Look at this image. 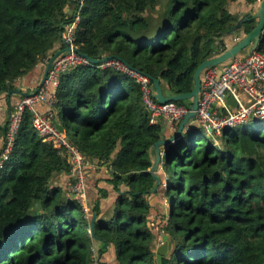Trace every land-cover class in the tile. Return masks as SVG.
<instances>
[{
  "label": "trees",
  "instance_id": "16d2710c",
  "mask_svg": "<svg viewBox=\"0 0 264 264\" xmlns=\"http://www.w3.org/2000/svg\"><path fill=\"white\" fill-rule=\"evenodd\" d=\"M255 3L0 0V100L63 49V27L76 14L79 53L94 60L118 56L159 80L166 96L189 93L199 64L256 26L246 22L226 36ZM257 51L264 54V34ZM55 97V124L98 166V180L89 178L96 170L86 179L94 227L84 207L66 196L68 160L39 136L25 109L11 160L0 172V264H264V120L230 135L184 129L160 147L153 175V145L175 132L161 120L149 124L132 78L100 65L77 67L61 76ZM5 122L0 118V150ZM158 195L167 214L150 201ZM152 215L168 243L164 255L156 253Z\"/></svg>",
  "mask_w": 264,
  "mask_h": 264
},
{
  "label": "built area",
  "instance_id": "2783aa9c",
  "mask_svg": "<svg viewBox=\"0 0 264 264\" xmlns=\"http://www.w3.org/2000/svg\"><path fill=\"white\" fill-rule=\"evenodd\" d=\"M260 1L256 0L255 5L250 6L258 5ZM78 22L79 17L76 14L74 20L67 23L61 33L63 48H69V51L53 61L44 83L21 97L9 112L0 150V172L11 160L22 114L27 109L32 114L33 126L39 136L44 141L52 143L68 160L70 170L64 182L66 196L79 202L87 216H90L86 207L87 172L98 169V166L85 160L64 133L58 130L51 111L56 104L55 93L61 76L77 67L92 66L80 55L74 43V32ZM239 40L240 38L235 36L232 42L236 43ZM100 66L102 69L112 68L126 74L139 84L142 103L149 113V124L156 125L161 120L169 131L176 132L178 125L189 112V107L179 106L174 102L159 103L153 98L154 89L149 77L128 69L117 59H110ZM201 80L195 117L185 130L194 127L220 134L223 130L235 129L253 120H264L263 53L257 50L246 52L223 65L209 67L203 71ZM230 97L235 100L236 107L227 104ZM38 104H42L47 109L46 112L38 111Z\"/></svg>",
  "mask_w": 264,
  "mask_h": 264
},
{
  "label": "water",
  "instance_id": "95a60500",
  "mask_svg": "<svg viewBox=\"0 0 264 264\" xmlns=\"http://www.w3.org/2000/svg\"><path fill=\"white\" fill-rule=\"evenodd\" d=\"M253 20L256 21V26L247 35H245L239 41L234 43V45L228 47L223 53L199 64V66L196 68L194 75H193L194 87H193L191 92L183 93V94H176V95H172V96H166L162 91L160 81L157 79L149 78L151 83H152L153 89H154L153 98L156 101H158L159 103L166 104L169 102H179V101H184V100L191 101V104L189 106V112L184 116V118L180 122V124H179L176 132L172 136V138H170L166 141L163 139H160L153 145V149L155 151V160H154L152 167L150 168L151 174L154 175L155 171L158 168V165H159V162L161 159L160 158V147L163 145H168L169 143L174 142L180 136V134L183 132V130L188 127L189 122L194 119L195 111L197 110V107H198L199 93L201 90V82H202L201 76H202L203 71L209 67L220 66V65L227 63L232 58L241 55L244 50H247V52H253V51L257 50L259 43H260L261 36L264 34V0H261L258 5L253 6L251 9V12H249L247 14H243L240 17V19L236 22V24L226 33V36H233L237 31L242 29V26L244 23L250 22ZM67 51H69V48H63V49L55 52L49 58V60L46 62L45 66H44L39 86H41L44 83V81L46 80L48 71H49L53 61L57 57L66 53ZM80 55L82 57L86 58L92 65H101L110 59H117V60L121 61L128 69L139 73L138 70L134 69L126 61H124L123 59H121L118 56L103 57L100 60H94L85 54L80 53ZM13 94H21V93L17 90L11 91L8 93V96H11ZM21 96L22 97L26 96V94H21ZM227 104L231 107H236V102L232 97H230L227 100ZM56 127L58 128V130H60L61 133L64 132V129L61 125L57 124ZM158 184H159V179L157 178L156 186L152 190V193H154L156 191ZM95 220H96V214H93L92 218H91V225H90L91 230L94 227ZM167 246H168V243H167V241H165V243L163 245L158 246L156 253L158 255H164Z\"/></svg>",
  "mask_w": 264,
  "mask_h": 264
},
{
  "label": "crops",
  "instance_id": "0c3cea01",
  "mask_svg": "<svg viewBox=\"0 0 264 264\" xmlns=\"http://www.w3.org/2000/svg\"><path fill=\"white\" fill-rule=\"evenodd\" d=\"M249 7L251 6L248 5V8ZM42 72H43V68H41V65H38L36 69L33 70L27 77H23L19 79L18 82L15 83L16 90L19 91L21 94H28L31 91H34L39 86L42 77ZM21 94H13L11 97L8 96L7 100H3V99L0 100V118L1 120L6 121L4 124H2L4 126L3 128L4 130L9 117V112L12 110L14 103L20 100L19 97H21ZM10 103H12V105H10ZM37 110L40 112H46L47 109L42 104H38ZM99 174L100 173L97 171V173L92 174L89 178L95 182L98 180ZM92 215L93 214L88 216V218L92 217Z\"/></svg>",
  "mask_w": 264,
  "mask_h": 264
},
{
  "label": "rangeland",
  "instance_id": "374dc122",
  "mask_svg": "<svg viewBox=\"0 0 264 264\" xmlns=\"http://www.w3.org/2000/svg\"><path fill=\"white\" fill-rule=\"evenodd\" d=\"M237 35V34H236ZM236 35H234V37L236 36ZM247 52V50H244L243 52H242V54H244V53H246ZM44 66H45V63L44 64H42L41 65V68H43L44 69ZM18 82V81H17ZM176 105H179V106H184V107H186V108H188L189 106H190V104H191V101H189V100H184V101H179V102H174ZM253 121H255V120H253ZM257 122V121H256ZM256 122H248V123H246V126H252V125H254ZM69 125V124H68ZM70 127V125L68 126V128ZM235 129H229L228 130V135H230V134H232L233 133V131H234ZM207 135H211V133L210 132H208V131H204ZM160 158H161V153H160ZM156 173H158V174H161V175H163V172H162V169L160 168ZM165 177V176H164ZM53 182V181H52ZM56 181H54L53 182V184H52V186H54V184H56L55 183ZM61 181H60V179L58 180V183H60ZM166 185V184H165ZM164 185V186H165ZM150 201H151V203L153 204V206H155V207H157V209H161V211H163L164 212V214H167V212H168V205L163 201V197H161V196H157V197H152V199H150ZM109 213V212H108ZM151 219V222H152V224H153V227H154V229L156 230V232H158V240H157V245L158 246H161V245H163L164 243H165V241H166V239H165V236H164V233H161V232H159V227H158V225H157V223H156V221H155V217L152 215L151 217H150ZM161 243V244H160ZM94 252H95V249H94ZM168 252V246H167V248H166V251H165V254ZM96 254H97V251H96V253L94 254V258L96 257ZM95 264H97V262L95 261Z\"/></svg>",
  "mask_w": 264,
  "mask_h": 264
}]
</instances>
